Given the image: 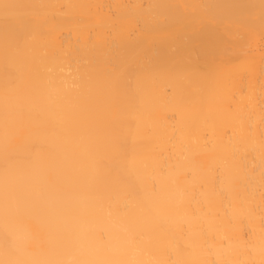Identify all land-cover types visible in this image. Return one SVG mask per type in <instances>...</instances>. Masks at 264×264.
<instances>
[{"label": "bare ground", "instance_id": "1", "mask_svg": "<svg viewBox=\"0 0 264 264\" xmlns=\"http://www.w3.org/2000/svg\"><path fill=\"white\" fill-rule=\"evenodd\" d=\"M42 2L22 19L0 18V40L9 26L34 29L21 57L0 58V100L26 136L37 178L49 176L78 198L85 258L261 264L260 0ZM201 2L257 5L255 22L201 13L174 25L171 38L147 43L160 57L191 44L194 56L214 57L202 65L205 75L187 84L163 70L112 74L111 64L146 43L134 20L138 6ZM113 200L131 211L110 214Z\"/></svg>", "mask_w": 264, "mask_h": 264}, {"label": "clouds", "instance_id": "2", "mask_svg": "<svg viewBox=\"0 0 264 264\" xmlns=\"http://www.w3.org/2000/svg\"><path fill=\"white\" fill-rule=\"evenodd\" d=\"M25 143L26 136L0 100V264H97L100 260L85 258L77 247L85 222L75 207L78 198L60 191L49 176L37 178ZM108 207L110 214L131 211L118 200Z\"/></svg>", "mask_w": 264, "mask_h": 264}, {"label": "snow or ice", "instance_id": "3", "mask_svg": "<svg viewBox=\"0 0 264 264\" xmlns=\"http://www.w3.org/2000/svg\"><path fill=\"white\" fill-rule=\"evenodd\" d=\"M42 0H0V18L22 19L39 9L45 8ZM257 5L226 4V3H192L185 5L171 3H151L138 6L139 11L134 20L146 43L131 54V58L122 64H111L112 74L119 78L122 75H131L137 71L163 70L173 74L180 82L191 84L195 82L198 74L205 75L206 69L202 65H210L214 57L193 55V46L189 43L177 44L171 52L163 57L150 52L149 43L155 37L162 40L171 38V29L174 25L185 19L195 20L201 13L216 18H236L239 22L249 25L255 22L253 11ZM260 25L264 29V0H260ZM34 34L32 27H24L19 31L7 27L2 40H0V58L10 62L21 57L30 43ZM10 84V81L8 82ZM261 173L260 184L264 189V144L261 147ZM147 170V166L145 167ZM119 196V193H116ZM187 193H179L178 198L183 200ZM264 196V191L261 192ZM261 238L259 241L261 253L264 254V219L261 220ZM97 264H111L109 261L100 260ZM264 264V261L261 262Z\"/></svg>", "mask_w": 264, "mask_h": 264}]
</instances>
